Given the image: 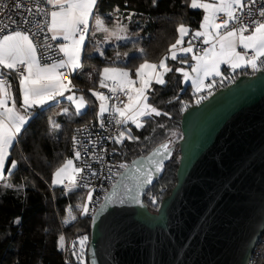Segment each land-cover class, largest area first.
<instances>
[{
	"label": "snow or ice",
	"instance_id": "obj_1",
	"mask_svg": "<svg viewBox=\"0 0 264 264\" xmlns=\"http://www.w3.org/2000/svg\"><path fill=\"white\" fill-rule=\"evenodd\" d=\"M23 2L24 0H14L12 9L20 13ZM42 2L51 6V8L41 9L37 3L36 7L37 13L44 11L46 16H50V19L46 21L47 32L44 34L42 45L34 42V37L39 35L38 32H30V29L24 30V26L30 24L31 21L23 14L20 15L19 21L11 13L6 17L7 22L0 19V180L5 179L6 162L10 156L9 150L13 148L14 143H19L17 138L28 123L35 107H42L49 101L58 102V97H64L75 104L76 115L84 114L83 109L90 102L86 101L83 96L77 99L74 94L65 97V92H71L75 85L71 80L65 84L64 77L72 75L81 68V54L86 47L85 40L89 35L90 19L94 21V31L102 30L106 38L115 36L117 39H128L127 36H121V33L127 31L123 25L118 23L114 30L105 27L104 20L98 11V0H42ZM185 2L188 3V0ZM153 3L155 4V0ZM257 5L259 7L254 17L252 7ZM188 7L203 10L201 30H191L184 24H180L177 28L179 38L169 47V56L162 58L158 64L149 63L145 58L134 70L136 79L130 75L132 70L126 67L109 66L100 73L99 86L108 88V91L113 94L112 98L117 101L111 108V113L114 118L117 115L120 117L115 120L118 126H124L131 121L137 129H142L153 117L169 115L148 102L149 93L156 91L153 84L165 86L168 82L164 77L173 72V68L166 63L167 60L185 64L191 68V73H195V76L182 67H176L175 72L180 73L185 82L191 80L197 92L203 91L205 87L212 88L217 78L220 82L233 79L234 77L227 73H235L238 69L251 68L254 72L264 70V59H262L264 58V4L260 3V0H207V2L206 0H190ZM0 8H8V5H0ZM94 9L97 11L94 12ZM245 9H247L248 22H245ZM26 11L29 15L33 14L31 7H28ZM221 13L225 17L222 20L219 15ZM2 15L3 13L0 12V16ZM218 20H220L219 23ZM14 25L16 30H12ZM37 27L43 31V27L39 24ZM47 33H51L52 41H60L57 49L58 53H63V56L59 59L45 55L46 52L52 51V45L47 43L49 38ZM190 33L187 46H183L184 37L189 36ZM245 33L249 34L245 35ZM196 41H199V44ZM205 45L208 47H204ZM238 48L243 51H238ZM96 50L99 51V48ZM140 52L143 54L144 50L140 49ZM100 54L103 55V52ZM189 59L195 61V64H188ZM49 60L52 62L47 63L46 61ZM221 65L227 67L222 71ZM65 68L69 71H60ZM12 74H15V78L19 80L20 95L18 97L11 94L12 84L8 77ZM209 77L212 78L213 83L205 85L204 81ZM108 81L112 83L109 84ZM137 83L139 87H135ZM118 91L127 97V103L117 95ZM92 95L101 101L99 116L109 111L105 101L110 97L97 91H92ZM175 98L179 99V97ZM205 98L199 97L196 103L199 104ZM10 100L11 106H9ZM64 112L68 114L67 109ZM141 118L147 119L142 121ZM101 127H103V121H101ZM158 127L162 128L164 125L160 124ZM52 128L58 130L60 125L53 121ZM125 138L129 141L139 139L132 135L130 129L124 128L114 138V143H123ZM73 144H78L77 137H73ZM169 152L170 141L162 142L148 157L133 161L131 165H119L120 168L125 169V172L134 169L136 173L135 192L127 188L129 198L133 202L140 203V196L144 189L151 185L154 178L158 177L163 170V162L168 159ZM74 156L77 160L83 159L79 150L74 152ZM144 159L148 161L147 164H144ZM17 164V160H11L8 168L9 175L17 168ZM85 168L89 170V175L99 178L95 171H91L87 162L82 168L74 166L73 160L68 159L54 172L51 186L63 185L65 189L62 192L63 195L75 192L78 188H88L87 177L81 175ZM78 177L83 181L82 183H77ZM65 179L68 180L67 185H64ZM108 179H111V170H109ZM121 182L117 180L116 184L112 185L113 189ZM4 186L13 187L10 183ZM82 199L84 203L77 205V208L81 215H87L89 204L93 203V191L88 190L86 198L82 197ZM105 200L111 201V197L106 196ZM153 203H155L154 199ZM69 213H71V208H69ZM75 219L76 216L71 215V220ZM14 222L19 224V218ZM59 239L61 248H63L65 238L61 236ZM87 240V236L81 237L78 240L79 254L75 251L72 253L78 264H84L83 253ZM65 264L68 262L66 261Z\"/></svg>",
	"mask_w": 264,
	"mask_h": 264
},
{
	"label": "water",
	"instance_id": "obj_2",
	"mask_svg": "<svg viewBox=\"0 0 264 264\" xmlns=\"http://www.w3.org/2000/svg\"><path fill=\"white\" fill-rule=\"evenodd\" d=\"M180 130L181 140L164 141L168 159L139 204L127 193L136 190L134 169L108 188L90 217L88 264L251 263L264 234V70L188 108ZM177 149L176 184L153 213L144 197Z\"/></svg>",
	"mask_w": 264,
	"mask_h": 264
},
{
	"label": "trees",
	"instance_id": "obj_3",
	"mask_svg": "<svg viewBox=\"0 0 264 264\" xmlns=\"http://www.w3.org/2000/svg\"><path fill=\"white\" fill-rule=\"evenodd\" d=\"M188 3L185 0H155V4L153 0H98L101 18L109 24L115 18L126 20L132 39L107 48L102 56L96 54L97 47L94 42L86 43L81 57L82 69L71 77L77 91L83 93L85 100L90 102L84 114H59L60 103L35 107L32 110L28 123L17 138L19 143L11 149L6 163L8 173L11 160L18 162L12 174H8V183L13 187H3L0 182V264H65L66 261L68 264H78L72 253L75 251L79 254L78 240L84 236L88 240L83 257L84 264H88L87 247L91 219L81 215L77 208V205L84 203L82 197L85 198V195L77 190L63 195V191L51 186L53 174L71 157L70 144L76 126L99 119L98 101L92 91H99L101 88V71L109 66L126 67L132 70L130 75L135 77V68L145 58L149 63L158 64L169 55V47L179 38L177 28L180 24L191 30L200 28L202 12L191 9ZM140 49L144 50L143 54ZM120 55L127 58L118 62L117 57ZM166 63L173 68V72L165 76L168 83L165 86L153 84L156 91L149 93L148 102L169 115L153 117L142 129L131 124L125 125L133 136L139 137L135 141L125 138L122 152L126 165L134 158L148 154L166 140H170L172 144L181 140V116L188 108L197 105L193 89L184 85L182 75L175 72L176 67L186 66L171 60ZM242 74L245 72H240L229 82H217L214 92L226 87ZM10 80L13 96L18 97V83L13 76ZM53 116L60 125L58 130L51 127L50 119ZM145 119L147 118L143 120ZM160 124L164 127H158ZM179 156L177 149L166 165L162 179L144 197V202L153 213L157 212L161 201L176 184ZM71 215H75L76 219L66 223ZM17 218L20 220L19 224L14 222ZM61 236L65 238L63 248L59 239ZM251 263L264 264V234L254 251Z\"/></svg>",
	"mask_w": 264,
	"mask_h": 264
},
{
	"label": "built area",
	"instance_id": "obj_4",
	"mask_svg": "<svg viewBox=\"0 0 264 264\" xmlns=\"http://www.w3.org/2000/svg\"><path fill=\"white\" fill-rule=\"evenodd\" d=\"M13 3L14 0H0V5L3 4L8 5V8H0V12L3 13V15L0 16V19H4L5 22H7L6 17L7 15H9V13H11L13 17L19 21L20 15L23 14L31 21L30 24L24 26V30L30 29V32H38L39 35L37 37H34V42L42 45L44 43V34L47 32L46 21L50 19V16H46L44 11H40L37 13L36 7H37V3H39V7L41 9H45L48 8L46 4L43 3L42 0H24L21 12L17 13L12 9ZM260 3L264 4V0H260ZM28 7H31L33 9L32 15H29L28 12L26 11ZM258 7L259 5L252 7L254 17ZM246 12L247 9H245V22H248ZM219 15H220V20L225 18L223 13ZM220 20H218L217 22L219 23ZM38 24L41 27H43V31H40V28L37 27ZM12 30H16L15 25L12 26ZM247 34L249 33H245V35ZM47 35L49 37L47 43L52 45V51L46 52L45 55L52 56L55 59H59L61 56H63V53H58V49H57L58 42L52 41L50 39L51 33H47ZM189 38L187 39V41L189 40ZM196 43L199 44V41H196ZM204 47H207V45H205ZM249 54H251V52H249ZM46 62L51 63L52 61L49 60ZM255 73L256 72H254L251 68H249L247 71V74L249 75H253ZM227 75L232 76L231 73H227ZM8 80L11 83L9 77ZM230 80L231 79H225L223 82L218 81V83L221 84L224 82H229ZM111 83L112 82H110L109 84ZM103 90L105 92V95L110 97V99L106 101V104L109 107V111H107L96 122L89 121L77 125L72 134L71 144H70V155L74 159L75 165L77 167L83 168L85 166V162H87V164L90 166L91 171H95L99 177L97 178L89 175V170L85 168V171L81 175L87 177V180L89 182L88 188L77 189V191L84 193L85 198H86V192L88 190L93 191V203L89 204V214L86 215L89 218L91 217L94 209L101 202L108 188L115 181L117 175L122 171L123 168H120L119 165L125 163V158H124L125 156L124 153L122 152L125 139L123 140V143H114V138L118 136L120 131L124 130L125 125L118 126L115 123V120L120 119V117L117 115L114 118L111 113V108L117 103V101L114 98H112L113 94L108 91V88H105ZM117 95H119L121 99L125 103H127V97H125L123 93L118 91ZM195 97L199 99L200 96H195ZM101 121H103V127H101ZM73 137H77L78 144L76 145L73 144ZM76 150L81 151L83 159L81 160L75 159L74 152ZM109 170H111V179H108ZM82 182L83 181H81L80 178L78 177L77 183H82ZM67 184H68L67 182L64 183V185ZM71 248H72V244H70V249Z\"/></svg>",
	"mask_w": 264,
	"mask_h": 264
},
{
	"label": "rangeland",
	"instance_id": "obj_5",
	"mask_svg": "<svg viewBox=\"0 0 264 264\" xmlns=\"http://www.w3.org/2000/svg\"><path fill=\"white\" fill-rule=\"evenodd\" d=\"M102 19H103V18H102ZM103 20H104V19H103ZM128 21H129V20H128ZM104 23H105V27L109 28L110 30H114L115 27H116V25H117L118 23L121 24V25H123V26L127 29V31L124 32V33H121V36H127L128 39H123V38H122V39H117L115 36H111V37L106 38V34H105V32H103L102 30H95V34H94L93 36H91L92 38L89 39L87 42H89V41L94 42V44L96 45V47L99 48V51L96 52V54H99V55H101V54H100L101 52L104 53V51H105L107 48H110V47H116V46H118V45H120V44L127 43L128 41H130V40L132 39V37L130 36V33H129V29H128V22H127L126 20L122 21L121 19L115 18L114 22L111 23V24L106 23L105 21H104ZM93 26H94V25H93ZM101 56H102V55H101ZM114 58H115V57H114ZM126 58H127V56H125V55H120L119 57H117V61H118V62H122V61L125 60ZM81 69H82V64H81V68L78 69L77 72H79ZM102 71H103V70H102ZM102 71H101V72H102ZM132 78H133V79H136V78H134V77H132ZM164 78H165V77H164ZM182 79H183V76H182ZM110 82H111V81H108L107 83H110ZM188 83H189V81L185 82L184 79H183V84H184V85H187ZM135 87H139V83H137V84L135 85ZM103 89H105V88H100V90L97 91V92L103 93V94L105 95V92H104ZM81 96H82V95H80V96H78V97H75V98L78 99V98L81 97ZM105 96H106V95H105ZM96 99H97V98H96ZM97 101H98V113H97V114H99V109H100L101 101H99L98 99H97ZM105 103H106V101H105ZM70 104H71V106L73 107V109H74V111H75V104L72 103V102H70ZM65 106H66V105H65ZM65 108L67 109L68 107L66 106ZM65 108L62 109V110L60 111L59 114H64V113H65V112H64ZM86 110H87V105H86V107L83 109V113H85ZM105 113H106V112H105ZM105 113H103V115H104ZM103 115H102V116H103ZM98 116H99V115H98ZM143 119H144V118H141L142 121H143ZM53 121L55 122V116L51 117V119H50L51 127H52V122H53ZM55 123H56V122H55ZM127 124H131L132 126L136 127L135 124H133L131 121H129ZM68 159L73 160V165L76 166V165H75V161H74V159H73L72 157H70V158H68ZM68 159H67V160H68ZM124 164H126V161H125ZM122 170H123V169H122ZM53 175H54V174H53ZM52 178H53V177H52ZM7 179H8V178H7ZM7 179H6V177H5V179L0 180L1 185H2L3 187H5L4 185L8 184V180H7ZM51 181H52V180H51ZM65 182L68 183V180L65 179V180H64V183H65ZM52 187H53V186H52ZM53 188L60 189L61 191H64V190H65L63 185L55 186V187H53ZM66 221L70 222V221H71V217H68V218L66 219ZM68 222H67V223H68Z\"/></svg>",
	"mask_w": 264,
	"mask_h": 264
},
{
	"label": "crops",
	"instance_id": "obj_6",
	"mask_svg": "<svg viewBox=\"0 0 264 264\" xmlns=\"http://www.w3.org/2000/svg\"><path fill=\"white\" fill-rule=\"evenodd\" d=\"M206 2H207V0H206ZM46 6H47L48 8H51V6H49V5H46ZM196 10H199V11L202 12V21H203V15H204L203 10H202V9H196ZM94 12H95V9H94ZM221 14H222V13H221ZM202 21H201V23H202ZM89 25H90V27H89V35L86 37L85 45H86L87 41H88L89 39L92 38L91 36H93V35L95 34V31H94V28H93L94 21H93L92 19H90V21H89ZM197 30H201V29L199 28V29H197ZM190 35H191V33L189 34V36H185V37H184V45H183V46H187V39L190 37ZM57 42L59 43L60 41H57ZM207 47H208V46H207ZM237 50H238V51H243V50L240 49V48H238ZM194 51H195V50H194ZM82 53H83V52H82ZM169 55H170V53H169ZM169 55H168V56H169ZM81 57H82V54H81ZM188 64H195V61L189 59ZM184 65H185V64H184ZM185 66H186V68H184V69H185L186 71H188L192 76H195V73H191V68H190V67H187L188 65H185ZM226 67H227L226 65H221V69H222V71H223V69H225ZM248 69H249V68H247V69H243V70H239V69H238L235 73H232V72H229V73H231L232 76L234 77V76H236L237 74H239L240 72H245V74H247ZM60 71H61V72H68L69 70L65 68V69H60ZM76 73H77V71L74 72L72 75H66V76L64 77V82H65V84H67L68 81L71 80V77H72L73 75H75ZM12 76L15 78V74H12L11 76H9V78L12 77ZM134 78H136V77H134ZM15 79H16V81H17V83H18V86H19V80H18L17 78H15ZM182 80H183V79H182ZM218 81H219V78H217L216 83H217ZM204 83H205V85H207V84L213 83V80H212L211 77H209V78L205 79ZM216 83H213L212 88L209 89V88L205 87L204 90H203V91H200V92H197L196 89L192 86L191 80H189V83H188L187 85L191 86V88L193 89V92H194L195 96L204 97V96H210V95L214 92V85H215ZM11 94H12V96H13V93H12V92H11ZM73 94H74L75 97H78V96H80V95H82V96L84 97L83 93L78 92L77 89H76L75 87L72 89L71 92H65V97L68 96V95H73ZM57 101H58V102L49 101V102H48L47 104H45L44 106H46V105H50V104H55V103H60V111H61L62 109H64V108L67 106V107H68V108H67L68 113H69V112H73V113H75V111H74L73 107L71 106L69 100L65 99L64 97H58V98H57ZM21 102H22V100H21ZM65 105H66V106H65ZM9 106H11V100L9 101ZM44 106H42V107H44ZM17 107L19 108L20 106H17ZM37 107H41V106H37ZM65 109H66V108H65ZM64 114H65V113H64ZM101 117H102V116H99V119H100ZM25 126H26V125H25ZM22 130H23V129H22ZM22 130H21V132H22ZM15 144H16V143H14V145H15ZM13 147H14V146H13ZM10 151H11V149L9 150V152H10ZM6 163H7V162H6ZM5 177H6V179L8 178V173H7L6 167H5Z\"/></svg>",
	"mask_w": 264,
	"mask_h": 264
}]
</instances>
